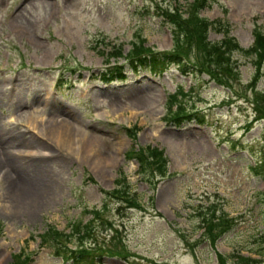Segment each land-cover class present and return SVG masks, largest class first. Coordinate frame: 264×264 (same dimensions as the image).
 Wrapping results in <instances>:
<instances>
[{
    "label": "rangeland",
    "instance_id": "374dc122",
    "mask_svg": "<svg viewBox=\"0 0 264 264\" xmlns=\"http://www.w3.org/2000/svg\"><path fill=\"white\" fill-rule=\"evenodd\" d=\"M191 1L0 0V264H75L60 258L76 246L77 264H264V57L256 68L250 50L264 0L196 8L220 27L206 43L231 41L220 66L159 13L176 4L185 18ZM137 40L180 53L188 75L176 62L132 71ZM117 65L124 79L101 81ZM147 147L162 149V173L128 158ZM211 215L232 219L212 242Z\"/></svg>",
    "mask_w": 264,
    "mask_h": 264
},
{
    "label": "trees",
    "instance_id": "16d2710c",
    "mask_svg": "<svg viewBox=\"0 0 264 264\" xmlns=\"http://www.w3.org/2000/svg\"><path fill=\"white\" fill-rule=\"evenodd\" d=\"M206 0H192L189 5L187 6V13L186 17L183 18L179 14V7L174 4L172 7L170 6H165V4L162 5V7H159V13L165 22L171 23L175 28L177 29V34H180L181 31L185 32L188 34V42L191 45L192 40L194 41L195 47H198L202 50L203 53H208L210 52V55L212 56H205L207 59H209L211 62L214 61L217 66H220L219 62L224 61L227 59L228 56H225V51L229 46H231L229 40H226L223 38V40L219 44H210L206 43L205 36H206V27H211L213 23L206 21L204 18H199L197 17L195 10L198 7H204ZM198 4V5H197ZM191 10V11H190ZM217 28V29H216ZM214 30H220L219 25L216 27ZM224 32V31H223ZM225 33V32H224ZM176 34V35H177ZM252 36H253V44L250 47V50L255 54L254 58V65L256 68H260L259 66L262 64V58L264 57V33L261 34L260 32H257L256 30H252ZM225 37V35H224ZM176 44L175 42H173ZM233 47V46H232ZM237 48L236 46H234ZM117 54H112L110 55L109 58L111 57H116ZM180 55L178 52L172 53H156L154 50H150L149 48L145 47L143 41L137 40L135 42H131L130 44V49L126 52V59L129 60V65L131 64L134 66L131 69H134L135 66H140L143 68L148 69V72L150 74H155L158 73L159 67L161 65H166L168 62L173 60L174 56ZM203 63H199V67L203 70V73L206 74L207 71L204 70L203 68ZM122 71L119 69V67H114L112 69H106L103 73L100 74L101 76V81L103 82H109L115 79H122L123 76L121 75ZM209 73V72H207ZM209 75V74H207ZM209 79H212L209 77ZM216 81V78H215ZM217 82V81H216ZM182 96L181 92L180 94H173L169 98L168 104L176 103L177 97ZM180 118H179V117ZM182 117H185L183 109L179 107V110L177 113L174 114V121L178 122ZM133 131L130 133L128 131V135L130 137H133ZM128 158L129 159H135L138 167H139V173L143 174L146 169H151V171L156 168L157 171H160L161 173L164 171V166H165V157L163 156L162 149H157V148H142L139 151L133 152L130 151L128 153ZM153 169V170H152ZM118 184V182H117ZM114 194L122 199L124 196L120 195L118 190H113ZM104 193V192H103ZM119 194V195H118ZM261 194L264 195V192ZM132 201L130 200L129 203ZM94 216H96V212H92ZM232 221L231 218H225V219H220L219 217H215L214 215H211L208 219L203 220L201 223L200 228L203 227V233L206 231V233L209 235L210 240L212 242V238L214 235V232L220 228L223 223ZM84 229V224L80 225V222H71L69 224V234L72 237L82 235V231ZM228 229V228H226ZM53 234H58L57 232L53 231ZM42 238V237H41ZM70 238V237H68ZM80 240V239H79ZM210 242V243H211ZM53 243H59L58 240H55ZM57 245V244H56ZM66 252L69 253V257L63 258L64 261L72 259L73 263L77 264L79 262H85V251L83 249H80L79 246H76L74 250H67ZM58 253V252H56ZM61 255V254H60ZM59 255V256H60ZM218 259V257H216ZM24 262L22 259H20V255L16 256L14 260L11 262V264H21ZM92 262V260H90Z\"/></svg>",
    "mask_w": 264,
    "mask_h": 264
}]
</instances>
